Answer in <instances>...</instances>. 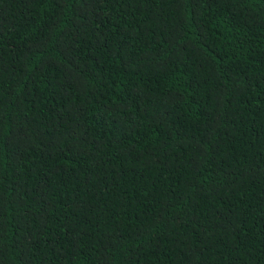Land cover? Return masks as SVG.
<instances>
[{
	"label": "trees",
	"instance_id": "obj_1",
	"mask_svg": "<svg viewBox=\"0 0 264 264\" xmlns=\"http://www.w3.org/2000/svg\"><path fill=\"white\" fill-rule=\"evenodd\" d=\"M0 264H264V0H0Z\"/></svg>",
	"mask_w": 264,
	"mask_h": 264
}]
</instances>
